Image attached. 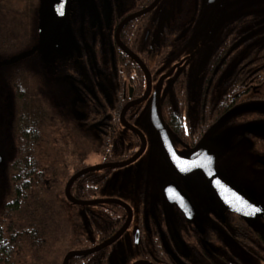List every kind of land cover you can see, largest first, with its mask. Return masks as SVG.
<instances>
[{
  "label": "flooded vegetation",
  "instance_id": "obj_1",
  "mask_svg": "<svg viewBox=\"0 0 264 264\" xmlns=\"http://www.w3.org/2000/svg\"><path fill=\"white\" fill-rule=\"evenodd\" d=\"M250 1L244 10L245 0H66L48 45L2 71L17 80L0 81V199L14 187L54 192L58 169L67 173L60 203L90 245L81 250L118 234L85 255L95 264H264V217L219 208L195 167L171 166L159 136L164 127L186 153L211 131L228 180L218 164L264 142L261 129L237 127L264 118L240 108L264 99V0ZM37 27L4 60L38 46Z\"/></svg>",
  "mask_w": 264,
  "mask_h": 264
},
{
  "label": "trees",
  "instance_id": "obj_2",
  "mask_svg": "<svg viewBox=\"0 0 264 264\" xmlns=\"http://www.w3.org/2000/svg\"><path fill=\"white\" fill-rule=\"evenodd\" d=\"M38 9V0H0V60L22 49L33 25L37 24ZM19 16L22 23H18V27L16 18ZM3 70L0 69V78L7 77L15 87L16 75H4ZM249 151L264 160V142L254 143ZM55 173V188L50 194L41 187V192L31 195L25 186L22 195H16L14 187L4 198L1 197L0 264H61L66 252L90 246L87 238L77 239L73 223L60 203L67 173L58 169ZM87 193H93L90 185ZM69 264H95V259L92 256H76Z\"/></svg>",
  "mask_w": 264,
  "mask_h": 264
},
{
  "label": "water",
  "instance_id": "obj_3",
  "mask_svg": "<svg viewBox=\"0 0 264 264\" xmlns=\"http://www.w3.org/2000/svg\"><path fill=\"white\" fill-rule=\"evenodd\" d=\"M65 2L66 0H39L37 31L40 36V42L38 46H35L30 51L14 56L10 59L1 60L0 69L12 65L22 60L24 57L33 54L34 51L41 50L43 47L48 45L55 25L63 18L62 14ZM61 3L62 14H60V12L58 11ZM154 107L156 108H152V110L158 111L157 103H155ZM252 128L257 130L258 126L251 125L249 127V130ZM159 136L164 145V155L171 164V166L177 171H184L188 168L195 167L196 171L198 172L202 180L205 182L207 188L210 190L216 202V205L219 208L236 211L237 213L244 214L245 216H250L253 214H255L256 216H262V211L257 200L253 197L244 194L238 187H236L231 181H229L224 174H222L216 169L214 163V149L207 145L209 137L211 136V131L207 132L198 147L186 153H177L174 150L167 137V132L165 131L164 127L159 131ZM164 136L167 137L168 143L162 138ZM90 169L93 168H88L87 170L81 171L80 173H78V175L85 173ZM76 177V175L73 176L66 185V195L68 197L69 187ZM177 191L180 193L181 196L178 197L175 195V197L177 199H180V203L182 204V206L193 208V206L189 202V199L185 195H183L178 188ZM75 203L80 204L79 202ZM85 203L86 202H83L82 204ZM91 203L92 202H87V204ZM117 236L118 234L99 247L90 250L70 251L66 253L63 258L62 264H68L69 260L73 257L90 254L98 250L100 247L110 244Z\"/></svg>",
  "mask_w": 264,
  "mask_h": 264
},
{
  "label": "rangeland",
  "instance_id": "obj_4",
  "mask_svg": "<svg viewBox=\"0 0 264 264\" xmlns=\"http://www.w3.org/2000/svg\"><path fill=\"white\" fill-rule=\"evenodd\" d=\"M245 1L246 2H244V4L246 8H244V10L248 9L249 5L253 3L250 0H245ZM16 20H17V25L20 22L22 23V18L20 16L17 17ZM262 91L264 92V86L262 88ZM5 100H4V103L1 102L2 107H0V125L3 131H4V127H3L4 119L6 117L7 110H8ZM240 108L247 109L250 111H263L264 112V99L249 101L243 107H240ZM226 117L227 116H224L223 118H226ZM223 118L218 120L215 123L213 129H216L218 131L222 126H224L223 120L225 119ZM5 123H6V120H5ZM251 125H257L258 127H260L262 130V134L264 135V118L260 120H255L253 122L246 123L242 126H237V127H238V130H243L246 128L248 129ZM233 131L235 132L236 130H233ZM4 132L6 133V130ZM1 137H2V134L0 133V139ZM5 137H8V134L7 136L5 135ZM4 152H5V155H8V154L10 155L9 153L10 150L8 146L6 145L4 147ZM244 153L246 154V156L243 158L242 161L239 159V157L241 156L237 155L236 157L237 163L233 161V163L226 164L224 161H222L221 164H218V168L221 171L225 172L226 174L230 175V181L236 187H238L244 194L256 199L262 212L264 213V166L261 169L254 168L255 163L257 162L256 160L257 159L261 160V158L259 156L252 155V153L249 150ZM87 160L89 163H93L94 161L97 160V157L93 154L92 155L90 154ZM1 176H2V173H0V177ZM0 188H1V181H0ZM192 197L198 204L202 203V197L199 195L198 192L195 191ZM1 211H2V204L0 202V212ZM52 249H55V247H52Z\"/></svg>",
  "mask_w": 264,
  "mask_h": 264
},
{
  "label": "snow or ice",
  "instance_id": "obj_5",
  "mask_svg": "<svg viewBox=\"0 0 264 264\" xmlns=\"http://www.w3.org/2000/svg\"><path fill=\"white\" fill-rule=\"evenodd\" d=\"M58 11L60 12V14H62V3L60 5V8L58 9Z\"/></svg>",
  "mask_w": 264,
  "mask_h": 264
}]
</instances>
